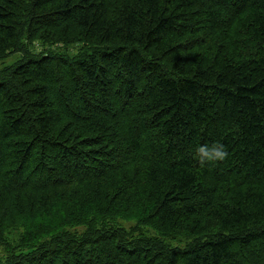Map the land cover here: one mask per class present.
Masks as SVG:
<instances>
[{
    "label": "trees",
    "instance_id": "1",
    "mask_svg": "<svg viewBox=\"0 0 264 264\" xmlns=\"http://www.w3.org/2000/svg\"><path fill=\"white\" fill-rule=\"evenodd\" d=\"M12 53L0 264H264V0H0Z\"/></svg>",
    "mask_w": 264,
    "mask_h": 264
},
{
    "label": "clouds",
    "instance_id": "2",
    "mask_svg": "<svg viewBox=\"0 0 264 264\" xmlns=\"http://www.w3.org/2000/svg\"><path fill=\"white\" fill-rule=\"evenodd\" d=\"M197 154L200 163H214L225 158L226 153L223 150V145L213 144L211 146H200L197 149Z\"/></svg>",
    "mask_w": 264,
    "mask_h": 264
},
{
    "label": "rangeland",
    "instance_id": "3",
    "mask_svg": "<svg viewBox=\"0 0 264 264\" xmlns=\"http://www.w3.org/2000/svg\"><path fill=\"white\" fill-rule=\"evenodd\" d=\"M37 49H41L40 46H37L36 47ZM20 57V53H12V54H9L8 56H6L5 58L1 59L0 60V71L3 70L4 68L8 67V66H11L15 63L18 62V59ZM125 226H128V224H125ZM147 233L148 234H155L154 231H150L149 228L146 229Z\"/></svg>",
    "mask_w": 264,
    "mask_h": 264
}]
</instances>
